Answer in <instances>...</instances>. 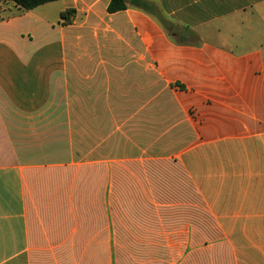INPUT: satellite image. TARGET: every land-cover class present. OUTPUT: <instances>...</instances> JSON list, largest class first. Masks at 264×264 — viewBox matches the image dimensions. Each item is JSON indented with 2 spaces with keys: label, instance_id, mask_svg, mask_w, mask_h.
Listing matches in <instances>:
<instances>
[{
  "label": "crops",
  "instance_id": "1",
  "mask_svg": "<svg viewBox=\"0 0 264 264\" xmlns=\"http://www.w3.org/2000/svg\"><path fill=\"white\" fill-rule=\"evenodd\" d=\"M110 2L0 0V264H264V0Z\"/></svg>",
  "mask_w": 264,
  "mask_h": 264
},
{
  "label": "trees",
  "instance_id": "2",
  "mask_svg": "<svg viewBox=\"0 0 264 264\" xmlns=\"http://www.w3.org/2000/svg\"><path fill=\"white\" fill-rule=\"evenodd\" d=\"M14 4V7L17 11V14L20 13H26L29 11H32L36 9L39 6L55 2L58 0H9ZM130 1L134 6L139 8H144L145 3L143 0H111L107 12L109 14H114L117 12L125 11L127 10V2ZM76 11L74 9H67L61 13V20L62 24H69L70 23V17L72 15H75Z\"/></svg>",
  "mask_w": 264,
  "mask_h": 264
},
{
  "label": "rangeland",
  "instance_id": "3",
  "mask_svg": "<svg viewBox=\"0 0 264 264\" xmlns=\"http://www.w3.org/2000/svg\"><path fill=\"white\" fill-rule=\"evenodd\" d=\"M6 15H8V13H7V11H5V12H3V10L1 9L0 10V18H1V16H6Z\"/></svg>",
  "mask_w": 264,
  "mask_h": 264
}]
</instances>
